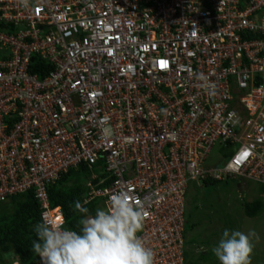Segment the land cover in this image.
<instances>
[{
	"label": "built area",
	"instance_id": "2783aa9c",
	"mask_svg": "<svg viewBox=\"0 0 264 264\" xmlns=\"http://www.w3.org/2000/svg\"><path fill=\"white\" fill-rule=\"evenodd\" d=\"M262 11L264 0H0V201L33 187L40 220L55 221L47 187L98 166L85 202L107 209L127 192L154 264H184L189 181L264 189ZM33 55L52 67L42 78ZM214 145L225 160L212 170Z\"/></svg>",
	"mask_w": 264,
	"mask_h": 264
},
{
	"label": "clouds",
	"instance_id": "9594fccd",
	"mask_svg": "<svg viewBox=\"0 0 264 264\" xmlns=\"http://www.w3.org/2000/svg\"><path fill=\"white\" fill-rule=\"evenodd\" d=\"M19 4L28 8L29 0ZM75 210L82 214L79 231L65 228L63 217L55 221L43 217L36 224L32 251L41 264H154L156 253L137 235L145 212L127 192L113 194L107 209L98 208L94 215L79 201ZM254 239H259L254 230L247 234L224 230L212 252L219 264H251Z\"/></svg>",
	"mask_w": 264,
	"mask_h": 264
},
{
	"label": "rangeland",
	"instance_id": "374dc122",
	"mask_svg": "<svg viewBox=\"0 0 264 264\" xmlns=\"http://www.w3.org/2000/svg\"><path fill=\"white\" fill-rule=\"evenodd\" d=\"M223 149L219 145L210 149L205 168L213 170L223 164ZM253 201L264 202V189L254 181L228 178L211 185H204L200 180L189 181L184 210L188 224L184 234V263L193 264L196 255L204 252L209 257L204 264H219L212 248L218 245L224 230L245 234L254 230L259 239L253 240L251 264H264V206L261 205L253 217L247 216L244 210L245 204ZM193 224L196 227L193 228ZM14 259L13 253L5 254L3 263L8 264ZM201 263L203 261L199 260L197 264Z\"/></svg>",
	"mask_w": 264,
	"mask_h": 264
},
{
	"label": "trees",
	"instance_id": "16d2710c",
	"mask_svg": "<svg viewBox=\"0 0 264 264\" xmlns=\"http://www.w3.org/2000/svg\"><path fill=\"white\" fill-rule=\"evenodd\" d=\"M51 69L52 67L41 60L39 56H32L29 64V71L31 73L42 78ZM95 174L97 177L92 179V176ZM100 176H102V173L98 169V166H93L90 169L86 164H81L75 169H69L58 181L47 187L46 195L48 203L51 208L60 207L65 221V228L79 231L77 225L82 218V214L75 210L76 201L87 207L91 214L94 213L101 198L96 197L85 203L89 193L87 184L91 183L95 186ZM221 181L223 180L209 178L201 182L204 185H211ZM105 185L106 183L97 186V188H104ZM261 205L264 206V202L253 201L246 203L244 208L246 215L249 217L255 216ZM40 212V204L35 196L33 187L10 195L5 201H0V264H5L3 263V256L8 253H13L15 257L8 264L14 261L19 264L37 263L38 255L32 251V241L37 239L34 228L37 223L41 222ZM187 225L185 220L183 229V260L186 245L184 234ZM192 227H196V224H193ZM195 258L193 264H197L199 260H202L203 263L201 264H204L209 257L204 252H200Z\"/></svg>",
	"mask_w": 264,
	"mask_h": 264
},
{
	"label": "snow or ice",
	"instance_id": "6c2138e0",
	"mask_svg": "<svg viewBox=\"0 0 264 264\" xmlns=\"http://www.w3.org/2000/svg\"><path fill=\"white\" fill-rule=\"evenodd\" d=\"M247 155H248V154H247V153H245V154H244V156L242 157V159H243V158H246V157H247ZM57 219H59V217H57Z\"/></svg>",
	"mask_w": 264,
	"mask_h": 264
}]
</instances>
